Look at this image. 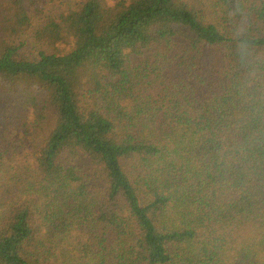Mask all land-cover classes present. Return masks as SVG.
<instances>
[{"label":"trees","instance_id":"obj_1","mask_svg":"<svg viewBox=\"0 0 264 264\" xmlns=\"http://www.w3.org/2000/svg\"><path fill=\"white\" fill-rule=\"evenodd\" d=\"M72 1L0 0V264H264V0Z\"/></svg>","mask_w":264,"mask_h":264},{"label":"rangeland","instance_id":"obj_2","mask_svg":"<svg viewBox=\"0 0 264 264\" xmlns=\"http://www.w3.org/2000/svg\"><path fill=\"white\" fill-rule=\"evenodd\" d=\"M68 2L72 5L74 2L72 0H68ZM48 9V10H47ZM46 13L49 12L47 15H50L53 13V11H55L52 8H46ZM44 10V11H45ZM57 12V11H56ZM43 25V23L40 24V26ZM32 36H28L25 39L31 38ZM37 48V47H36ZM29 51H32V49L29 46ZM29 55L31 52H27ZM14 99L13 95H10V97L7 96H2L0 97V106L3 107L4 109V113L8 110L6 109V104L7 103H12ZM1 107H0V111H1ZM23 108V107H22ZM16 112H17V108ZM15 112V113H16ZM6 115V114H5ZM8 116L12 115V111H10V114H7ZM13 117V116H11ZM31 121L37 119L33 114H31L30 116ZM1 124V123H0ZM54 127V120L52 118H48L46 119V121L44 122L43 126L39 129V131H34V138L33 141L35 144H39L41 143V141H43L45 138H47L49 136V133L52 131ZM11 128L14 129H18L19 126L14 125L11 123V121H7L4 120L3 124L0 127V140L4 141V135L2 133L4 132H11V133H15L18 134V130L13 131L11 130ZM31 134H32V128H31ZM81 166L87 167L89 165L88 160H81L80 162ZM56 256H55V264H81L82 263V258H81V254H80V250H81V245L79 244V238L75 237L72 240H58L56 242Z\"/></svg>","mask_w":264,"mask_h":264}]
</instances>
